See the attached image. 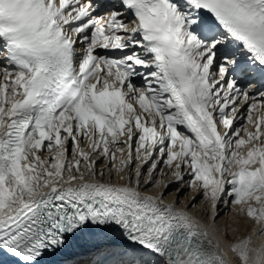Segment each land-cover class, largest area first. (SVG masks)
Masks as SVG:
<instances>
[{"label": "snow or ice", "instance_id": "1", "mask_svg": "<svg viewBox=\"0 0 264 264\" xmlns=\"http://www.w3.org/2000/svg\"><path fill=\"white\" fill-rule=\"evenodd\" d=\"M253 237L264 0H0V264H264Z\"/></svg>", "mask_w": 264, "mask_h": 264}, {"label": "bare ground", "instance_id": "2", "mask_svg": "<svg viewBox=\"0 0 264 264\" xmlns=\"http://www.w3.org/2000/svg\"><path fill=\"white\" fill-rule=\"evenodd\" d=\"M196 195L197 200H196V207L192 208L191 206H188V211L190 214H195L199 218L204 214V207L201 204L202 197L196 193H193L191 189H185L184 192L180 196V203L177 204V207H185L187 204V201L191 199L192 196ZM173 196H172V189H169V193L165 197V203L172 202ZM225 208L224 205H220V220H218V223H220L222 220H227L228 221V227H229V232H228V240H224L221 242V248L223 249L224 255L226 259H233V254L229 250V242H237L240 239L252 235V228L254 225L250 222L247 223L246 227L244 226L245 222L241 219L240 221L234 222L232 220L231 214L225 216L224 215ZM210 214V213H209ZM237 224L241 225L240 231L237 234H233V229L236 228ZM254 243L259 244L261 241H264V237H261L260 240H256L255 237H253ZM215 242V241H214Z\"/></svg>", "mask_w": 264, "mask_h": 264}]
</instances>
